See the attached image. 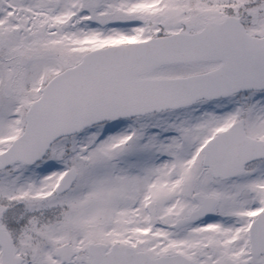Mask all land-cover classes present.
Returning <instances> with one entry per match:
<instances>
[{
  "label": "snow or ice",
  "instance_id": "obj_1",
  "mask_svg": "<svg viewBox=\"0 0 264 264\" xmlns=\"http://www.w3.org/2000/svg\"><path fill=\"white\" fill-rule=\"evenodd\" d=\"M0 264H264V0H0Z\"/></svg>",
  "mask_w": 264,
  "mask_h": 264
}]
</instances>
